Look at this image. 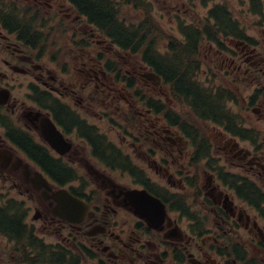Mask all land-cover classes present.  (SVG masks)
Here are the masks:
<instances>
[{"label": "flooded vegetation", "instance_id": "1", "mask_svg": "<svg viewBox=\"0 0 264 264\" xmlns=\"http://www.w3.org/2000/svg\"><path fill=\"white\" fill-rule=\"evenodd\" d=\"M33 2L31 11L37 8L47 17L55 6L56 16L73 15L59 9L57 0ZM12 14L9 7L0 10V197L24 198V229L37 240L35 245H49L58 252L56 264H264V123L258 124L264 119V54L260 44L233 36L230 42L241 48H231L222 59L232 84L247 81L254 88L243 96L248 113L241 120L224 114L215 125L213 151L224 154L222 162L212 165L202 160L201 170L195 168L188 135L149 112L138 126L141 144L133 150H139L151 174L141 169L139 175L127 162L114 165L96 158L90 119L98 100L108 104L107 98L129 87L136 92L121 99L129 111L144 115L140 101L146 86L153 90L161 111L159 101L168 99L165 88L136 66L125 75L113 68L107 55L114 50L122 55L123 50L99 38L87 23L77 25L78 17L71 19L76 30L90 28L89 46L71 48L81 72L76 80L65 73L63 49L56 58L49 57L46 48L37 50L30 29H23ZM98 43L104 47L101 51L96 50ZM134 73L146 84L124 81ZM75 99L77 104L72 103ZM249 112L258 115L257 121ZM64 139L71 147L58 149ZM149 187L189 193L183 198L157 195ZM132 189L171 197L162 199L167 212L158 215L152 208L149 218H139L132 198L144 195L133 194ZM70 197L88 205L82 218V207L71 213Z\"/></svg>", "mask_w": 264, "mask_h": 264}, {"label": "rangeland", "instance_id": "2", "mask_svg": "<svg viewBox=\"0 0 264 264\" xmlns=\"http://www.w3.org/2000/svg\"><path fill=\"white\" fill-rule=\"evenodd\" d=\"M150 1V8L151 11L147 17V13H142L141 10L134 7L133 3L131 2H124L120 4V11H121V18L124 19L127 23H135L136 21L143 20V16H146L148 19L150 17V25L151 28L150 36H155V41L157 43V49L162 52L166 53L169 43L171 42L172 38L177 37L178 39H181V33L179 29V23L180 21H183L186 24H192L197 28H201L205 26L207 22L209 9L213 7L215 4H225L228 6L232 17L236 18L237 23L243 27L247 35L250 37L251 35V41H258L257 38L260 40H263V43H261V50L264 54V19L261 18V16H257L253 13L252 9L254 8L253 0H149ZM260 2V1H258ZM257 2V3H258ZM256 3V4H257ZM261 3V2H260ZM259 3V7L262 4V11H264V4ZM54 25V29L51 33V41L49 43L48 50V56L54 57V50H58L59 47H64L65 50V56L64 60H70L73 63V66L76 67L78 74H81L79 71L80 66L77 65L73 60L74 56L71 52V45L70 41L72 39L73 31H72V24H68V22H64L63 24H58L57 21L52 22ZM221 40H225V45L239 50L241 46L236 47L234 44H231L229 42V39L222 38ZM58 46V47H57ZM230 50V49H228ZM115 55V51H113ZM223 55H220L218 51L216 50V47L212 46L211 43L207 38H204L202 40V44L200 47V54L198 55V59L204 60L203 61V68L201 71L199 68V75L201 77H205L204 74L207 73V71L210 70V68L213 69L214 73L219 74L220 77H222V73H225L224 79L226 81L221 80V78H217L219 80V83L222 87H227L228 89H231V91L235 90V97L236 100L241 101L244 99L242 97V94H249L254 88L250 85V83L247 84V81H244L243 83L239 85H234L230 81V77L226 71H223L221 63ZM141 55L133 54V60L140 62ZM133 60L127 59L124 60L127 63H134ZM135 64V63H134ZM225 69V68H224ZM166 88V87H164ZM167 90V88H166ZM245 93H242V92ZM165 93V90L163 91ZM130 96V93H128ZM127 96V94H125ZM238 96V98H237ZM119 98H122L121 95H119ZM167 102L170 100L169 104H176L169 98V95H166ZM102 100H98L97 104H101ZM102 110H108L112 113L111 109H107L103 106L97 105ZM178 108V107H177ZM114 113V120L111 121V124L105 120H97V122L100 125V129H104V132H108L104 123H107L110 125L111 130H115L116 128H120V126L117 124V122L120 124L122 122L123 117L127 116L128 108L125 106H121V104H118L113 107ZM252 121H257L258 115L256 113H249ZM98 118V117H97ZM261 122H258L259 125L264 123V119L260 120ZM141 123H138V125ZM211 129V128H210ZM211 133L213 134V138H215L216 134L211 129ZM109 136L113 137L109 131ZM114 138V137H113ZM216 140V139H215ZM217 154V153H215ZM189 193L185 190L183 191V194ZM194 197V196H193ZM1 200V197H0ZM10 240L2 235H0V264H4L8 261L9 258L13 257L14 252V244L13 248L10 244Z\"/></svg>", "mask_w": 264, "mask_h": 264}, {"label": "trees", "instance_id": "3", "mask_svg": "<svg viewBox=\"0 0 264 264\" xmlns=\"http://www.w3.org/2000/svg\"><path fill=\"white\" fill-rule=\"evenodd\" d=\"M79 4L81 9L87 13L91 20L100 25L104 30L115 35L116 40L123 44L126 48H133L134 51L142 50L143 37L137 38L135 32L130 33L129 30L117 19V11L114 10L110 0H73ZM215 17L219 22L221 18L215 14ZM223 17H228L226 11H224ZM229 18V17H228ZM224 19L221 23H218L221 31H227L229 23ZM141 29L138 28L137 31ZM208 34H212L207 30ZM192 43L182 44L181 42H171L172 54L169 57L160 56L161 60L158 62L153 59L151 55L152 48L150 44H147L145 48L144 58L149 61L159 73L167 79L168 83H171L173 89L180 97H185L187 100L191 99V104L195 112L199 116H205L209 112L215 111V105L212 103L213 95L211 93H202V88L196 81V71L199 69L198 61V38L201 36L198 30L193 29L190 32ZM212 40H216V37H212ZM7 212L4 209H0V228L4 231H10L19 233L21 226L20 220L12 219L7 216Z\"/></svg>", "mask_w": 264, "mask_h": 264}]
</instances>
